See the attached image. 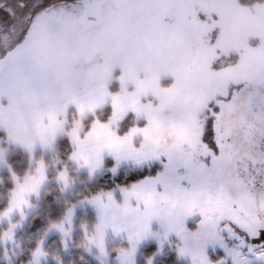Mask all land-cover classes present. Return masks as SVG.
I'll return each mask as SVG.
<instances>
[{"label": "snow or ice", "instance_id": "snow-or-ice-1", "mask_svg": "<svg viewBox=\"0 0 264 264\" xmlns=\"http://www.w3.org/2000/svg\"><path fill=\"white\" fill-rule=\"evenodd\" d=\"M0 264H264V0H0Z\"/></svg>", "mask_w": 264, "mask_h": 264}]
</instances>
